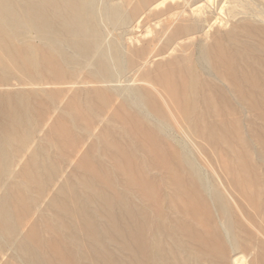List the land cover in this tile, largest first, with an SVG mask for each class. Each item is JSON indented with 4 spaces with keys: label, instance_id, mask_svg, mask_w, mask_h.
<instances>
[{
    "label": "bare ground",
    "instance_id": "6f19581e",
    "mask_svg": "<svg viewBox=\"0 0 264 264\" xmlns=\"http://www.w3.org/2000/svg\"><path fill=\"white\" fill-rule=\"evenodd\" d=\"M204 1L0 0V264H264L244 140L238 181L206 166L264 120V0Z\"/></svg>",
    "mask_w": 264,
    "mask_h": 264
},
{
    "label": "rangeland",
    "instance_id": "374dc122",
    "mask_svg": "<svg viewBox=\"0 0 264 264\" xmlns=\"http://www.w3.org/2000/svg\"><path fill=\"white\" fill-rule=\"evenodd\" d=\"M182 2L177 1V4H181ZM205 4H211L210 0H205L204 1ZM174 4H172L173 6ZM176 5V3H175ZM182 12L181 9L179 10H175L173 12H171L168 16L171 17V15L173 16L174 14ZM162 20L164 18H161ZM154 20L152 21V23H149L147 26L142 27L140 29L136 28L134 29V38L137 35H141V37H145L146 34H148L150 32V34L155 33L154 29H156V32H158V30L160 31L162 26V20ZM218 19V26H216L215 29L210 30L209 32H206L203 35H200L197 39L199 41H202L205 44H210L212 43V37L214 35L215 30H220L221 32H225L228 30V26L226 25L227 19L221 16L217 17ZM160 22V23H159ZM153 31H151V30ZM137 32V33H135ZM143 35V36H142ZM148 36V35H147ZM211 37V38H209ZM139 36H137L138 39ZM149 39V38H148ZM147 40V39H146ZM192 50L188 51V53H191ZM179 53V54H177ZM182 55L181 51L175 52V54L173 53L171 56L168 57V55L166 57H162V58H157L154 59L151 62L152 66L151 68H155V66L157 64L161 63H166L169 61H173L175 59V57ZM256 65L258 66L259 70H261L260 66L258 65L257 61ZM153 63V64H152ZM264 72V68L262 69ZM247 115V116H246ZM227 119L233 122V129L234 131L237 132V138L239 139V141L237 142L236 147H234L233 149H231V144H228L225 141H216L215 143H212L213 146L211 147L213 150V154L209 153L207 156V160L210 163V166L206 165L208 168V173L210 175V177H212V179L216 182V184L219 186V179L216 178L214 176V172L212 171L213 168L216 170V172L221 176L222 179H224V175L225 174L226 177H229L232 181H238L239 179V169L237 168L236 164H235V155L237 154L236 152L241 151L243 148H241V146L239 145L240 143L242 144V140H244V148L246 150L247 157L248 159L251 160V164H250V177L252 178L253 182L250 183L249 185H245L243 184L242 186L246 187L247 190L251 191V190H256L258 192V196H255L254 198V202L259 206V210H258V215L259 216H264V120L259 119L257 116V112L256 111H251L249 112V110L246 109H242L239 108L238 110V114H234V112L230 113V115L227 116ZM218 120H221L220 116H212V117H206L205 121L207 123H217ZM261 133V134H260ZM261 139L263 140V142L261 143ZM209 147V146H208ZM244 150V149H243ZM216 156H215V155ZM217 157V159H216ZM218 160L216 162V160ZM253 162V163H252ZM217 163V164H216ZM235 164V165H234ZM218 168L221 170H218ZM237 170V171H236ZM154 173V172H151ZM167 192L165 191V194ZM168 194V193H167ZM228 197V201L231 204L232 207V212H233V216H237V218L241 217L243 218V215L245 213V215L247 216V214L249 213H253V211L251 212L250 209V203L245 200L244 203H241V210H239L236 207L235 202L229 198V195H227ZM172 203H170L169 198L167 197L166 199H164V203H163V212L165 214V216H184L182 214L181 211H173V207L171 205ZM234 204V206H233ZM246 206V207H245ZM249 208H248V207ZM248 208V209H246ZM236 209V210H235ZM239 211V212H238ZM174 212V213H172ZM241 212V214H240ZM244 212V213H243ZM248 212V213H247ZM239 216H238V214ZM174 214V215H173ZM256 214V213H255ZM256 214V216H258ZM239 218V219H241ZM242 221L244 222V225L247 228H251L249 226H247V222L244 220V218L242 219ZM252 229V228H251ZM247 230V229H246ZM237 233L240 236V238H244L246 239V234L244 233V231L240 228L237 229ZM237 260L238 264H248V262L250 260H247L246 263H243V259H242V254H237L234 256V258L232 259V263H234V260Z\"/></svg>",
    "mask_w": 264,
    "mask_h": 264
}]
</instances>
